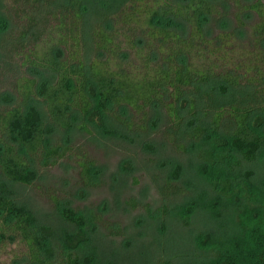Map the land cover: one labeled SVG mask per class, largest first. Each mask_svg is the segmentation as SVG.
Instances as JSON below:
<instances>
[{
  "label": "trees",
  "instance_id": "obj_1",
  "mask_svg": "<svg viewBox=\"0 0 264 264\" xmlns=\"http://www.w3.org/2000/svg\"><path fill=\"white\" fill-rule=\"evenodd\" d=\"M8 1L16 28L4 36L10 20L1 14L0 0V44L19 58L15 68L23 71L13 93L0 96V254L8 249L7 264L95 262L87 232L96 216L85 220L53 199L56 215L72 231L51 230L15 200L11 188L29 186L39 169L71 159L79 185L91 189L94 163L66 137L50 145L52 130L89 135L91 125L113 124L126 133L145 132L148 122L153 126L154 108L163 113L167 144L194 157L202 186L175 214L165 208L160 217L187 227L196 211L214 220L230 213L228 225L188 237L184 250L194 264H264V174L252 183L244 167L264 157L261 0H221L234 10L231 30L217 0H108L93 13L96 25L83 0ZM251 15L246 35L243 21ZM212 19L220 32L208 37ZM38 72L49 80L31 77ZM179 175L174 164L160 188L165 198L188 192L172 186ZM155 219L163 231L165 218Z\"/></svg>",
  "mask_w": 264,
  "mask_h": 264
},
{
  "label": "rangeland",
  "instance_id": "obj_2",
  "mask_svg": "<svg viewBox=\"0 0 264 264\" xmlns=\"http://www.w3.org/2000/svg\"><path fill=\"white\" fill-rule=\"evenodd\" d=\"M103 2L106 4L108 0H83L92 25L100 21L93 13L101 12L106 7L102 5ZM261 2L264 4V0ZM222 3L217 0L215 4L223 18L228 20V30H231L235 23L232 18L234 10L230 4L223 8ZM10 6L9 1L4 0L1 9V14L10 20L9 29L4 34L7 38L14 34L16 28ZM254 20L253 15L244 18V34H248L247 27ZM214 21L210 20L205 27L208 37L220 32ZM18 61L19 58L8 53L5 44H0V96L13 93L14 78L23 71L16 70ZM31 77L40 81L50 78L49 74L43 72ZM149 118L153 126L148 122L145 132L138 133H126L113 124H102L100 128L91 125L89 135L75 129L64 132L54 128L49 135L50 145L58 144L66 137L69 146L85 152L94 163L95 186L82 189L73 161L62 159L54 166L39 169L31 185H14L11 190L15 200L27 206L34 217L51 230L72 231V227L63 224L56 215L53 199L79 212L85 220L90 214L96 216L98 220L87 232L91 243L89 247L96 248V260L92 264H112V259H115L113 264H158L159 260H170L173 264H194V256L184 250L189 242L188 237L216 228L218 224L228 225L231 216L230 213H224L222 220H214L196 211L190 217L187 227H183L171 216L170 219L167 216L160 217L162 209L166 213L168 210L172 215L175 214L174 208H180L183 203L193 199L195 191L202 189V186L194 173V157L178 153L167 144L163 113L154 108L149 111ZM263 161L264 157L256 163L244 164L252 173V183L257 184L262 178ZM174 164L180 167V175L172 186H181L182 189L185 186L188 192L180 198H165L160 188ZM129 201L134 202L136 207L131 208ZM155 218H165L163 231H159V221ZM7 252L8 249L3 253ZM3 253L0 254V264H7L10 255ZM85 253L91 252L88 250Z\"/></svg>",
  "mask_w": 264,
  "mask_h": 264
}]
</instances>
